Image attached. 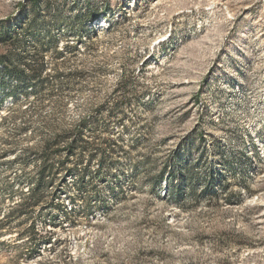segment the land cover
Wrapping results in <instances>:
<instances>
[{
  "label": "rangeland",
  "instance_id": "1",
  "mask_svg": "<svg viewBox=\"0 0 264 264\" xmlns=\"http://www.w3.org/2000/svg\"><path fill=\"white\" fill-rule=\"evenodd\" d=\"M0 264H264V0H0Z\"/></svg>",
  "mask_w": 264,
  "mask_h": 264
}]
</instances>
